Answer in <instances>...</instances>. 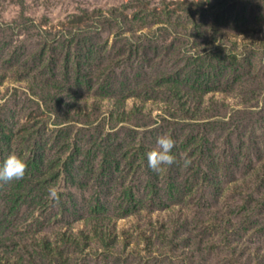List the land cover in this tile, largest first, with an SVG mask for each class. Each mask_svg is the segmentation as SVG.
Masks as SVG:
<instances>
[{
	"label": "rangeland",
	"instance_id": "1",
	"mask_svg": "<svg viewBox=\"0 0 264 264\" xmlns=\"http://www.w3.org/2000/svg\"><path fill=\"white\" fill-rule=\"evenodd\" d=\"M12 154L0 264H264V0H0Z\"/></svg>",
	"mask_w": 264,
	"mask_h": 264
},
{
	"label": "clouds",
	"instance_id": "2",
	"mask_svg": "<svg viewBox=\"0 0 264 264\" xmlns=\"http://www.w3.org/2000/svg\"><path fill=\"white\" fill-rule=\"evenodd\" d=\"M157 149L147 154L148 166L155 172L159 173L164 166H171L176 162L173 153L175 140L167 135L157 138ZM27 165L25 161L12 154L9 155L2 163H0V182H10L21 179L26 173ZM49 197L59 199L56 187L51 186L48 189Z\"/></svg>",
	"mask_w": 264,
	"mask_h": 264
},
{
	"label": "trees",
	"instance_id": "3",
	"mask_svg": "<svg viewBox=\"0 0 264 264\" xmlns=\"http://www.w3.org/2000/svg\"><path fill=\"white\" fill-rule=\"evenodd\" d=\"M36 159L38 161H40V158L37 157V156H36ZM34 163L35 162L32 161V163H29V166L31 168L33 166V168H34ZM26 175H27V173H25V175L21 179L13 180V182H12V186L10 188V192L11 193H16V196L13 197V198H11V201L10 202L13 203V206L14 207H16L19 204H23L24 203V199L21 200V198H19V197L23 196V198H24L26 196H31V195H29L30 192H27V191L23 192V190H22V192L19 193V191H18L20 189V186L22 185V181L30 182V180L26 178ZM5 196L8 197V199L11 197V195H9V194H5ZM31 197H32L31 199L33 200L34 199V196H31Z\"/></svg>",
	"mask_w": 264,
	"mask_h": 264
}]
</instances>
